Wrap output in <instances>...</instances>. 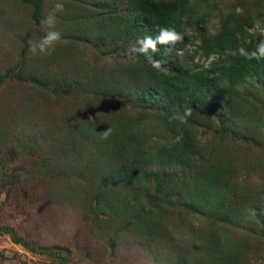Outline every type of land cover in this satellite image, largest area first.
Listing matches in <instances>:
<instances>
[{"label": "rangeland", "instance_id": "rangeland-1", "mask_svg": "<svg viewBox=\"0 0 264 264\" xmlns=\"http://www.w3.org/2000/svg\"><path fill=\"white\" fill-rule=\"evenodd\" d=\"M6 1L1 7L6 13L0 15V264H164L162 255L157 254L159 248L154 247L157 243L144 237V230L138 233L122 223L111 225L110 230L106 228V213L97 211L98 203L106 200V175L113 169L108 154L116 151L111 136L104 138V133H120L119 127L124 123L133 125L145 146L141 148L144 155L145 149L156 151L177 141L181 134L171 137V131L155 126L157 120L142 98L132 101L128 93L119 95L115 91L93 97L90 92L75 88L76 73L65 76L68 65L79 57L92 68L103 64L112 68L128 60L151 64L144 55L135 54V60L129 55V50L144 37L141 26L125 33L117 50L107 52L105 60L94 59L91 47H86L89 40L82 38L78 51L67 59L59 50L42 55L37 49L38 54L33 56L28 48L35 36L31 35L27 46L17 36L23 35L20 33L27 25L20 1ZM201 5L204 22L183 31L182 48L169 52L168 46L161 53L158 49L159 55L152 54L162 62L161 69H155L157 77L176 69L175 63L191 71L210 69L218 57L206 54L200 39L203 34L220 31L222 18L229 11L250 15L252 23L246 32L258 33L264 39V0H202ZM108 7H114L135 24L128 0L108 1ZM30 59L35 61L37 74L58 80L52 86L61 84L59 94L47 96L50 79L44 78L43 85L35 89L29 71L23 69L27 72L21 74L20 63L23 66ZM66 83L73 88L62 87ZM245 87H250L253 95L248 101L255 104L247 115L235 113L224 119L214 101L203 103L204 115L199 116L203 127L193 128L199 141L197 147L202 148L203 156L227 166L219 174V184H212L202 170L197 174L201 185L209 190V198L220 194L226 210L229 206L243 215L260 212L264 218V73L235 86L240 93ZM250 119L251 124H245ZM122 153L127 166L122 173L138 178L136 187L142 192L148 191L145 187L150 182L147 193L163 199L160 202L166 220L183 208L174 203L183 196L181 179L189 175L186 168L168 166L166 158L155 160L148 156L146 161L153 172L161 176L174 173V179L164 180L162 186L152 182L155 175L150 180L143 177L126 152ZM195 157L199 159L198 154ZM198 159L193 160L196 165ZM114 180L120 179L115 175L109 182ZM207 223V219L187 213L182 215L180 229L187 239L185 233L189 235L190 228L204 224L205 229ZM234 229L238 230H232L236 233L234 238L247 243L243 255L232 263L264 264V219L253 223L247 235ZM109 233L113 234L111 239ZM167 234L172 235L171 229L163 236Z\"/></svg>", "mask_w": 264, "mask_h": 264}, {"label": "trees", "instance_id": "trees-1", "mask_svg": "<svg viewBox=\"0 0 264 264\" xmlns=\"http://www.w3.org/2000/svg\"><path fill=\"white\" fill-rule=\"evenodd\" d=\"M18 1L20 10L27 17V25L20 33L23 35L17 33V36L23 42V46H27V40L32 37L31 35L35 36V39L31 40H34L33 42L44 36L46 28L41 22L53 10L58 0ZM108 1L112 3V0L103 3L101 0H61L64 11L57 13L58 22L55 29H50L60 31L62 36L55 45V51L59 50L67 59L73 52L78 51V43L82 38L83 41L89 40L90 45L86 47H91L89 49L94 59L105 60L106 53L116 51L125 33L134 26H141L143 36L155 38L161 28H175L183 35V31L193 24L202 25L204 22L202 0H128L130 8L135 13V24L118 14L114 7L110 9ZM6 2L0 0V15L6 13V10H1ZM251 19L252 17L246 13L229 11L222 18L220 31L214 35H202L200 40L202 47L206 49L205 53L216 54L218 57L210 69L202 71H191L175 63L176 69L157 77L151 64L142 65L129 60L119 62L112 68L104 64L94 66L95 68L88 67L81 57L77 62L71 63L72 67L67 64L69 71H66L65 76L69 73L77 74L73 81L75 88L90 92L91 96L98 98L114 91L119 95L128 93V98L132 101L142 98L151 110L153 119L157 120L155 126L161 125L164 131H171V137L181 134L177 141L162 145L156 148V151L149 152L145 149L144 155L141 148L145 146H142L144 145L142 140L136 136L133 125L124 123L119 127L120 133H109L110 140L114 141L112 144L116 145V151L108 154V161L113 169L106 175V200L102 204L98 203L100 207L97 210L99 213H106V228L110 230L113 228L111 225L119 226L121 223L138 233L144 230L142 235L157 243L154 247L159 248L157 254L162 255L164 264H233L232 262L243 255L242 251L247 241L234 238L236 233L232 230H237L234 229L237 227L240 232L247 235V230L253 223L264 219L260 212L243 215L232 211L229 206L226 210L220 194L209 198V190L201 185L200 175L197 173L202 170L212 184H219V174L227 164L203 156L202 148L197 147L199 141L195 133L193 134V128L198 130L203 127V122L199 118L204 115L202 113L205 100L214 101L224 119L235 113L247 115V112L255 107L254 103L248 101L253 96L250 87H245L243 93L236 91L235 88L238 84L264 73V57L249 58L240 52L241 49L248 54L255 52L261 41H264L260 34L246 32V28L252 23ZM11 22L16 24L14 19H11ZM182 46V41L178 42L173 50H179ZM166 47L168 45H157L160 53ZM154 55L159 54L156 52ZM35 67V61L30 59L25 60L23 66L20 63L19 70L21 74L29 71L35 89L43 85L44 78L50 79V90L45 91L47 96L59 94L61 84L54 88L52 86L53 82L58 80L47 74L45 76L37 74ZM23 69L27 71L23 72ZM62 87L73 88L67 83ZM186 106L192 108V115L183 122L174 119V114L183 115ZM245 124H251V119ZM122 152H126L132 159L143 177L145 175L150 180L155 175L152 182L160 183L162 186L164 180L174 179L172 177L174 173L168 172L161 176L153 172L146 161L148 156H154L155 160L166 158L169 160L168 166L178 165L180 169L186 168L189 175L186 179H181L183 196L178 198L179 202L174 203L183 208L166 220L167 217L163 214L164 205L160 202L163 199L147 193L150 182L145 187L148 191L142 192L136 187L138 178L135 180L129 175L126 176L125 172L122 173L124 167H127ZM196 154L199 159L195 157ZM122 155L124 160L119 159ZM194 159L200 161L199 165L194 163ZM193 164L196 166L192 167ZM44 175L48 176L46 173ZM115 175L120 180L109 182ZM187 213L202 220L207 219L208 228L204 229V224L198 228H190L189 235L185 233L188 236L185 239L180 222L182 215ZM170 229L172 235L163 236L164 232L168 233ZM108 236L111 239L113 234L109 233ZM10 237L15 241L13 235Z\"/></svg>", "mask_w": 264, "mask_h": 264}, {"label": "clouds", "instance_id": "clouds-1", "mask_svg": "<svg viewBox=\"0 0 264 264\" xmlns=\"http://www.w3.org/2000/svg\"><path fill=\"white\" fill-rule=\"evenodd\" d=\"M64 11V4L61 0L55 3L53 10L42 20V25L45 26L46 31L44 36L37 42H29V50L33 56L37 55V49H39V54L42 55H52L55 51V45L62 39L61 33L55 29L58 22L57 13H62ZM184 37L181 33L177 32L175 28H161L159 34L153 38L152 36H144L142 39L137 41L138 46H133L129 50L130 57L135 60V54H141L146 56L151 62V66L154 69H161L162 62L153 58V55L158 49L157 45H168V51L172 52L173 48L178 42L183 41ZM151 50V52L149 51ZM242 55H246L249 58H260L264 57V41L257 47V51L250 54L246 53L243 49L240 50ZM192 115V108L185 107L183 115L174 114V119L184 121L187 117ZM89 119H93L92 116ZM109 131L104 133V138H107Z\"/></svg>", "mask_w": 264, "mask_h": 264}]
</instances>
